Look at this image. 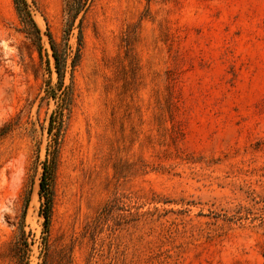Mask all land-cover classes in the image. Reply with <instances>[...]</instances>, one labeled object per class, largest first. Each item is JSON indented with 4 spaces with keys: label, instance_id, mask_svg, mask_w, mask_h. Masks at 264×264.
<instances>
[{
    "label": "rangeland",
    "instance_id": "374dc122",
    "mask_svg": "<svg viewBox=\"0 0 264 264\" xmlns=\"http://www.w3.org/2000/svg\"><path fill=\"white\" fill-rule=\"evenodd\" d=\"M27 2L39 34L0 0V264H264V0H82L69 30Z\"/></svg>",
    "mask_w": 264,
    "mask_h": 264
},
{
    "label": "trees",
    "instance_id": "16d2710c",
    "mask_svg": "<svg viewBox=\"0 0 264 264\" xmlns=\"http://www.w3.org/2000/svg\"><path fill=\"white\" fill-rule=\"evenodd\" d=\"M16 8L19 13V16L21 20L25 23L27 28H31L34 33H40V28L34 19L32 12L29 8V4L27 0H15ZM68 11H67V29L69 30L71 26L73 25V19L75 18L76 14H78L79 10L82 6V0H68ZM52 47L54 49V57L56 60V67L57 71L60 77V81L62 82L65 72V66H66V58L63 57L57 50L55 42L51 39ZM47 173H48V166H45V170L43 173L42 181H41V190L45 191L46 189V179H47ZM44 213L46 217V225L49 223V211L51 209L50 200L47 199V201L44 204Z\"/></svg>",
    "mask_w": 264,
    "mask_h": 264
}]
</instances>
